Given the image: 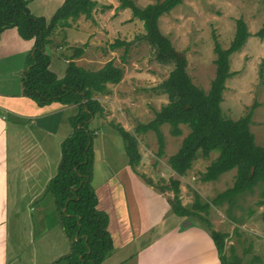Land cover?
<instances>
[{
    "label": "rangeland",
    "instance_id": "rangeland-1",
    "mask_svg": "<svg viewBox=\"0 0 264 264\" xmlns=\"http://www.w3.org/2000/svg\"><path fill=\"white\" fill-rule=\"evenodd\" d=\"M26 1L33 16L50 19L64 0ZM131 1L139 8L157 2V0ZM93 3L90 17L80 15L78 19L69 21L68 26L56 28L54 33L57 35L54 41H56L55 44H59L64 39L71 38V41L76 44L64 50H69V56L73 49L83 48L82 56L77 59H79L78 67L85 70L98 71L109 61L123 69L121 81L134 84L132 87L135 88V91L132 90L127 97L131 100L129 102L131 105L126 106L123 102L121 104L122 107L124 106L122 112L125 117L133 120L130 125L124 122L125 129L132 132L137 124L149 123L154 118V113L167 104V97L158 95L154 89L168 76L173 66L161 65L155 61L153 50L143 40L145 35L143 22L135 18L131 10L122 8L119 0H95ZM238 19L245 22L250 37L244 46L229 58L230 71L235 75L225 83L220 108L223 117L233 121L246 116L252 110L250 130L254 135L255 143L264 147V38L255 36L264 26L263 0H184L168 14H164L159 19L158 25L162 34L169 38L174 50L184 55L187 61V72L192 82L207 92L216 69L213 36L216 37V42L221 49H227L234 38L235 23ZM71 22L75 25L73 26ZM71 27H74L73 30L67 31ZM92 37L95 38L89 45ZM117 40L130 43L125 62L121 60L124 47L110 49ZM84 54L86 56L83 58ZM99 95H95L94 98L98 100ZM153 95L159 97L155 98ZM137 113L139 116L135 117ZM120 117L122 118L120 111L116 109V118ZM110 121L115 124L114 119ZM100 126L101 124L96 123L90 125L94 132L96 150L94 156L96 171L92 177V186L97 190L99 208L111 212L110 227H107V231L112 237L113 253L120 251L119 255L122 257H127L129 254L138 255V249L135 247L137 242L133 237L130 222V216L134 212L128 205L131 201L134 200L139 205V209H142L144 219L142 223L146 227L152 226L145 238L141 239L142 245L150 247L156 244L157 240L163 241L161 239H165L171 232L173 235L180 234V231L188 226L187 224L199 229L204 226L197 220L179 217L174 213L171 206L176 208L178 205L174 199L173 181H179L178 197L182 206L186 208H191L197 197L205 203L233 186L235 170L220 176L215 182L204 183L200 180L201 174L217 157L216 152L211 153L208 159H198L185 176H173L174 178L171 176L173 174L170 172L167 160L170 155L176 153L182 139L188 134L189 131L184 126H181L182 136L178 138L169 134L168 125L161 126L165 144L162 157L157 155L158 144L153 132L138 136L141 160L134 169L125 166L127 158L119 134L108 126ZM10 132L14 134L13 127L10 128ZM64 133V127L60 131L57 130L55 138H42L28 131L25 133L24 136H28V139H39L36 141L38 146L34 145L35 142L32 143L35 147L31 145V149L35 148L34 155L33 153L27 155V159L28 157L37 159L41 155L39 165L43 174L38 178L39 183L45 182L51 174V176L55 174L58 166H56L58 161L55 158V151L59 150L60 155L61 143L54 146L53 139L63 138ZM14 171L11 169V172ZM38 171L37 169L36 172ZM31 173L34 176V172ZM115 181L118 182L119 187H115ZM47 185L46 183L42 185L39 191L46 192ZM259 193L260 189H255L253 194L239 198V207L231 211L232 215L238 219L236 223L228 218L225 204L219 208H210L206 216L214 231L228 236L224 255L227 258L236 256L243 264H264V206L258 205V202L262 200ZM48 195V200L53 202V196ZM44 199L47 201V197ZM55 214L57 215L56 211ZM200 214L203 215V213ZM31 215H36L35 211H32ZM45 216V225L42 230L46 231L47 245L50 241L51 249L55 251L63 246L59 235L64 233L54 224L58 215L54 219L52 215H48L47 211ZM23 223H25L24 220ZM51 235L53 239L49 240ZM231 250H234L233 254ZM182 258L181 254L177 255V259L182 260ZM179 260L176 263L182 264ZM113 262L114 260H110L107 264Z\"/></svg>",
    "mask_w": 264,
    "mask_h": 264
},
{
    "label": "trees",
    "instance_id": "trees-1",
    "mask_svg": "<svg viewBox=\"0 0 264 264\" xmlns=\"http://www.w3.org/2000/svg\"><path fill=\"white\" fill-rule=\"evenodd\" d=\"M183 1L157 0L153 5L139 8L131 0H119L122 8L131 10L133 16L143 22V40L153 50L155 61L173 68L154 89L155 93L166 95L168 102L154 113L149 123L137 124L132 132L120 125L111 126L122 139L128 165L132 169L141 160L137 137L153 132L158 144L157 155L162 157L165 144L160 128L168 125L169 134L174 138L182 136L181 126L189 131L176 153L167 160L176 176H185L198 159H208L213 152L218 155L201 174L202 182H215L220 176L236 171L231 188L205 203L197 197L191 208L182 206L178 197L179 181H173L178 207L171 208L179 217H189L204 224L201 228L211 239L220 264H243L236 256L227 258L224 255L228 236L214 231L206 216L210 208L225 204L228 218L238 222L231 211L239 207V198L253 194L255 189H260L262 198L258 205L264 206V147L255 143L250 130L253 112L251 110L246 116L233 121L223 117L220 108L225 83L235 75L230 71L229 58L244 46L250 34L245 22L238 19L234 38L227 49H221L213 36L216 69L206 92L192 82L184 55L174 50L169 38L159 29V19ZM93 7L91 0H64L53 16L46 19L33 16L26 0H0V33L14 28L22 39L34 41L21 73L22 96L38 107L58 103L75 105L78 110L69 119L72 133L61 143L60 162L46 187V192L53 196L59 225L70 244L68 254L61 259L66 264H103L113 252V243L107 231L109 218L98 209V199L92 186L94 132L90 125L93 118L104 113L95 95H105L107 85L119 84L123 69L114 66L112 61L98 71L78 67L73 60L80 58L84 51L83 48H75L67 59L65 76L58 79L49 69L50 56L46 52L56 28L68 26L69 21L78 19L80 15L90 17ZM255 36L264 38V26ZM129 46V42L117 40L110 49L124 47L121 60L125 62ZM231 252L233 254L234 250Z\"/></svg>",
    "mask_w": 264,
    "mask_h": 264
},
{
    "label": "crops",
    "instance_id": "crops-1",
    "mask_svg": "<svg viewBox=\"0 0 264 264\" xmlns=\"http://www.w3.org/2000/svg\"><path fill=\"white\" fill-rule=\"evenodd\" d=\"M91 1L95 2V0ZM74 25L75 23H73ZM71 28L67 31L73 30L74 27ZM56 35L57 33H54L51 37V44L46 46V52L50 56L49 69L58 79H62L65 76L67 59L69 58V50H64L76 43L68 37L62 43L55 44ZM93 38L95 37L90 38L89 45H91ZM33 45V40L22 39L14 28L0 33V264H66L61 259L68 254L70 248L69 241L64 234L61 235L62 237L59 235L63 248L60 246L55 251L51 249L49 240L53 239V235L48 240L49 244L46 243L47 234L46 231L42 230L45 225V213L48 211V215H52L54 219L57 215L55 214L54 201L48 200L49 195L45 190L44 192L39 190L42 185L48 184L55 174L53 176L51 174L45 182L39 183L38 178L43 174L39 165L41 155L37 159L36 157L32 159L28 157L27 159V155L35 152V148L31 149L32 143L35 142L34 145L38 146L36 141H39V139H28V136L24 135L28 131L30 134H36L42 138H55L57 130L60 131L64 127L63 138L53 139L54 146L60 144L71 134L72 129L68 122L70 118L77 114L78 110L75 105L63 106L58 103L38 107L33 101L22 96L21 73L25 69L26 60ZM86 47L88 46L86 45ZM85 56L86 54L83 58ZM78 60H73L77 66H79ZM132 85L134 84H126L125 81H121L117 85H107V94L99 95L98 98L104 108V113L102 116L93 118L91 125L96 123L101 124L100 127L108 126L112 128L111 125L120 124L124 129L126 127L124 122L130 125L133 120L130 117H125L122 112L124 106L122 107L121 104L123 102L126 106L131 105L129 104L131 100H128L127 97L132 90L135 91ZM110 86L113 87L110 88ZM158 95L153 96L157 98ZM163 96L166 97V95ZM151 99L155 100L152 97ZM115 107H117V110L119 109L122 118H116ZM134 116H139V113ZM113 119L115 124L110 123V120ZM12 127L14 128V134L10 132ZM34 145L33 147H35ZM95 151L94 143V156ZM60 156L61 149L60 155L59 150L55 151V158L58 163ZM95 162L94 160L93 174L96 171L94 170L96 169ZM58 163H56V166ZM125 164L129 167L128 159ZM11 169L15 171L11 172ZM37 169L38 172H36ZM31 172H34V176ZM170 172H172L171 169ZM172 174V177L176 176L173 172ZM114 183L115 187H119L117 181ZM95 193L98 199V209L106 213L110 219L111 212L99 208L100 202L96 189ZM45 197H47V201L44 199ZM128 205L134 211L130 216V222L133 237L137 242L135 247L138 249V255L136 257L129 254L127 257H122L119 255L120 251H115L105 259L103 264H107L110 260H114L112 264H177L176 261L179 260L177 255L179 254L183 256L182 260H179L182 264H220L215 247L208 234L190 224H187L188 226L180 231V234L173 235L171 232L166 235L165 239H161L163 241L157 240L158 242L150 247L142 245L141 239L145 238L152 226L146 227L142 223L144 222L142 209H139V205L134 200ZM25 211L26 214L24 215ZM32 211H35L36 215H31ZM23 220L25 223H23ZM54 224L60 231L59 217L54 221ZM108 227H110V221ZM21 239L25 240L22 241ZM125 244L127 243L125 242ZM143 247L146 248L140 250ZM134 252L136 253L135 250Z\"/></svg>",
    "mask_w": 264,
    "mask_h": 264
}]
</instances>
